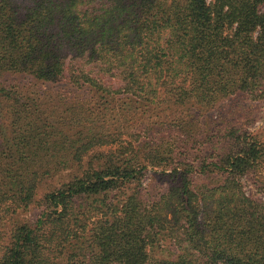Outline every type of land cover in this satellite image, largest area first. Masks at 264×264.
<instances>
[{
	"label": "trees",
	"instance_id": "16d2710c",
	"mask_svg": "<svg viewBox=\"0 0 264 264\" xmlns=\"http://www.w3.org/2000/svg\"><path fill=\"white\" fill-rule=\"evenodd\" d=\"M7 73L63 86L0 83V264H264V199L242 184L264 144L182 133L180 113L127 126L148 105L192 122L264 99V0H0ZM108 108L120 130L99 129ZM160 166L171 185L153 196L142 177Z\"/></svg>",
	"mask_w": 264,
	"mask_h": 264
},
{
	"label": "rangeland",
	"instance_id": "374dc122",
	"mask_svg": "<svg viewBox=\"0 0 264 264\" xmlns=\"http://www.w3.org/2000/svg\"><path fill=\"white\" fill-rule=\"evenodd\" d=\"M209 1V0H208ZM0 83L12 84L17 86H22L28 88L30 91H34L36 96L40 99L46 100L48 92H53L54 94L62 90L61 86H44L40 83L31 82L30 79L23 76H18L14 74H4L0 78ZM68 101L73 102V97H69ZM84 100V99H83ZM61 99L56 95H52L49 100L45 102L46 107L53 109L55 114H61L63 110ZM141 115H136L135 119H129L128 128L133 129L139 123L148 120L152 122H159L164 119L173 118L175 113L182 114L183 118L188 121L185 127L181 131L189 132L192 135L199 133L212 134L211 130H222L224 128L241 129L247 133H251L261 144H264V99L261 100H250L241 94H236V96L230 97L223 100L220 104L211 110L202 112L201 115L195 116L192 122L189 121V117L184 114L182 108L176 109L173 106L168 107V105L163 104L160 107H154L152 105L144 106L142 108ZM115 111L109 108L103 111L102 115H98L100 122L103 123L104 127H99V129H106L105 132H111L115 130H120V127L124 120H117L115 116ZM6 108L2 103H0V130L5 132L8 120H7ZM144 124V123H143ZM107 127V128H106ZM110 128V129H109ZM235 131V130H233ZM166 168V169H163ZM171 173L170 167H156L153 169H148L144 176L142 177L141 188L144 187V191L149 192V194L155 196L159 195L167 190L169 184L171 185L172 177H169ZM264 178V161L261 167H255L250 172L242 178L243 189L247 194H250L256 198L264 199V189H262L261 179ZM198 182L204 181L203 177L197 179ZM209 181V180H208ZM34 210L20 211L18 217L28 218L34 215ZM163 256H166L167 252L165 249L162 250ZM158 255H161L159 253Z\"/></svg>",
	"mask_w": 264,
	"mask_h": 264
}]
</instances>
